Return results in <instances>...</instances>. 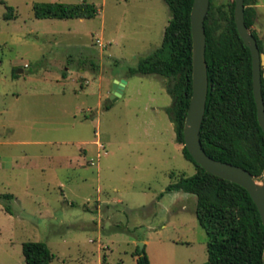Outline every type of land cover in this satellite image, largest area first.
I'll use <instances>...</instances> for the list:
<instances>
[{
    "label": "rangeland",
    "instance_id": "rangeland-1",
    "mask_svg": "<svg viewBox=\"0 0 264 264\" xmlns=\"http://www.w3.org/2000/svg\"><path fill=\"white\" fill-rule=\"evenodd\" d=\"M82 1L94 17L33 14L37 2ZM170 16L164 0H0V264H26L27 241L48 246L49 264H137L139 242L150 264L207 260L196 197L165 191L196 171L166 111L172 80L130 73Z\"/></svg>",
    "mask_w": 264,
    "mask_h": 264
},
{
    "label": "trees",
    "instance_id": "trees-1",
    "mask_svg": "<svg viewBox=\"0 0 264 264\" xmlns=\"http://www.w3.org/2000/svg\"><path fill=\"white\" fill-rule=\"evenodd\" d=\"M254 0H244L246 26L251 29ZM170 19L159 47L138 59L131 74L158 75L171 79L166 91L172 103L166 111L173 123L176 142L183 144V126L192 92V36L190 11L193 0H164ZM5 19L15 17L13 8L6 6ZM35 18H92L94 4L37 2ZM234 0L227 9L214 10L211 0L204 20L206 37L208 91L205 112L200 127V142L213 159L240 166L262 178L264 174V132L256 113L252 89V65L249 48L240 38L234 23ZM264 72L261 71L264 100ZM108 107V106H107ZM185 158L196 167L194 174H182L166 187V192L181 191L196 197L195 214L205 229L207 260L201 264H262L264 225L249 193L242 186L224 180L204 170L186 148ZM170 177L173 173H170ZM10 198L11 194H6ZM9 210L8 207H5ZM26 264H49L54 255L42 241L22 244ZM137 264H150L145 248L136 247Z\"/></svg>",
    "mask_w": 264,
    "mask_h": 264
},
{
    "label": "water",
    "instance_id": "water-1",
    "mask_svg": "<svg viewBox=\"0 0 264 264\" xmlns=\"http://www.w3.org/2000/svg\"><path fill=\"white\" fill-rule=\"evenodd\" d=\"M209 3L210 0H193L190 11L192 36V92L183 126V146L192 159L204 168L205 171L245 188L255 203L262 224L264 225V174L262 178H260L240 166L213 159L205 153L200 142V127L205 112L208 91L204 20L208 12ZM233 12L237 32L250 50L253 96L258 123L264 132V100L261 92V67L264 58L259 51L256 38L245 24L244 0H234ZM126 82L125 79L114 81L110 95L112 101L116 100L117 97L122 94ZM138 244L140 246L139 250H142L144 243L139 242ZM262 264H264V251Z\"/></svg>",
    "mask_w": 264,
    "mask_h": 264
},
{
    "label": "crops",
    "instance_id": "crops-1",
    "mask_svg": "<svg viewBox=\"0 0 264 264\" xmlns=\"http://www.w3.org/2000/svg\"><path fill=\"white\" fill-rule=\"evenodd\" d=\"M255 2H254V4H253V6H254V8H255V12H256V17H255V21L257 22V21H260L261 20V18H263V20H264V13H262L261 11H260V8L263 6V3L261 2V0H254ZM255 22L253 23V25H252V28L254 29V28H256L255 27ZM126 84H127V82H126ZM125 84V85H126ZM124 88H125V86H124ZM124 90V89H123ZM123 93V92H122ZM97 155H99V153H97ZM177 192H181V191H177ZM183 194H184V196L186 195V194H190V193H185V192H182ZM193 195V194H192ZM195 196V195H194ZM146 242H147V240H146ZM133 255V254H132ZM133 257L135 258V259H137V256L136 255H133Z\"/></svg>",
    "mask_w": 264,
    "mask_h": 264
},
{
    "label": "built area",
    "instance_id": "built-area-1",
    "mask_svg": "<svg viewBox=\"0 0 264 264\" xmlns=\"http://www.w3.org/2000/svg\"><path fill=\"white\" fill-rule=\"evenodd\" d=\"M97 42H100L99 39H97ZM93 164V163H92Z\"/></svg>",
    "mask_w": 264,
    "mask_h": 264
}]
</instances>
